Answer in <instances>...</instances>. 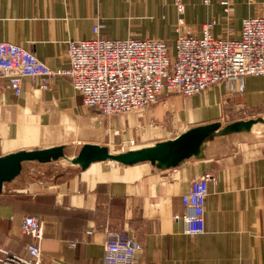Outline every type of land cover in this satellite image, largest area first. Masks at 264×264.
Returning <instances> with one entry per match:
<instances>
[{
    "label": "crops",
    "instance_id": "crops-1",
    "mask_svg": "<svg viewBox=\"0 0 264 264\" xmlns=\"http://www.w3.org/2000/svg\"><path fill=\"white\" fill-rule=\"evenodd\" d=\"M181 1L182 14L173 0H0V42L63 70L66 43L93 38L98 20L105 25L102 38L161 40L173 54L179 34L200 38L213 21L214 37L232 29L237 38L244 18L264 17V0H230L229 15L220 0ZM262 114L264 77L259 76L192 97L163 93L145 110L110 117L86 108L68 77H57L46 88L39 79L24 78L18 96L0 77V158L51 148L64 153L75 143L80 150L91 145L120 155L174 141L197 127L218 123L221 129L244 115ZM241 134L205 141L166 168L151 161L105 160L86 169L76 165L78 175L50 181L29 182L19 174L0 193V249L26 256L31 239L22 233V222L34 217L43 224L42 264H102L107 231L125 232L140 243V264H264V147L233 149L227 139ZM111 140L133 148L112 151ZM107 163L115 165L102 166ZM207 172L216 182L208 184L205 232L187 236L173 216L183 213L181 196L191 182Z\"/></svg>",
    "mask_w": 264,
    "mask_h": 264
},
{
    "label": "built area",
    "instance_id": "built-area-1",
    "mask_svg": "<svg viewBox=\"0 0 264 264\" xmlns=\"http://www.w3.org/2000/svg\"><path fill=\"white\" fill-rule=\"evenodd\" d=\"M202 1L204 5L211 2ZM173 4L182 14V1L173 0ZM220 5L229 15L230 0H220ZM213 24L204 25L200 38L179 34L171 54L161 40L102 38L105 25L98 20L92 27L93 38L66 43L67 67L63 70L50 69L35 53L18 45L0 42V77L8 80L15 96L20 95L24 78L39 79L41 88H46L57 77H68L83 105L105 117L142 111L163 93L192 97L231 80L264 77V17L244 18L237 38L232 29L214 37ZM215 182L214 174L207 172L193 180L181 196L183 213L173 219L182 223L185 235L205 232V199L208 184ZM21 231L31 239L25 245L26 256L0 249V264H42V222L24 217ZM102 246V264H140L136 257L142 246L125 232L107 231Z\"/></svg>",
    "mask_w": 264,
    "mask_h": 264
},
{
    "label": "water",
    "instance_id": "water-1",
    "mask_svg": "<svg viewBox=\"0 0 264 264\" xmlns=\"http://www.w3.org/2000/svg\"><path fill=\"white\" fill-rule=\"evenodd\" d=\"M255 123L264 124V119L258 118L246 122L237 121L226 125L222 129H219L220 125L218 123L197 127L183 133L174 141L156 144L152 148L131 151L120 155L111 154L106 148L91 145L84 146L73 159L67 158L62 148L19 151L0 158V193L5 183L12 181L19 175L21 165L24 162L37 161L39 163H48L64 158L72 164L86 169L91 163L105 160L116 161L126 165H132L141 161H151L158 168H166L176 165L198 150L200 145L205 141L219 136L224 137L236 133L249 132Z\"/></svg>",
    "mask_w": 264,
    "mask_h": 264
},
{
    "label": "rangeland",
    "instance_id": "rangeland-1",
    "mask_svg": "<svg viewBox=\"0 0 264 264\" xmlns=\"http://www.w3.org/2000/svg\"><path fill=\"white\" fill-rule=\"evenodd\" d=\"M239 118H241V121L246 122L249 120H256L258 118L264 119V114L253 115V116L244 115ZM229 124H231V122L227 123V125ZM242 133L243 134L239 136L236 135V136H233L227 139V141L228 142L230 141L231 144L233 145L232 147L233 149H236L239 147L260 149L261 147H264V124L263 123H255L249 132H242ZM108 148L112 151L123 152V151H128L129 149L133 148V146L126 147L117 140H111L109 142ZM79 150L80 149H79L78 144L76 143L69 144L67 145V150L64 153L66 157L73 158L78 155ZM113 165L115 164L107 163L102 166H113ZM100 166L101 165L98 164L94 166V169ZM79 172H80V168L78 166L72 164L71 162L67 161L64 158H60L56 161H50L48 163L47 162L39 163L37 161L24 162L21 165L19 177L20 179H22L24 178V176H26L29 182H33V180H38V179H40L41 181H50V180H56L58 178H63V177H73L75 175H78Z\"/></svg>",
    "mask_w": 264,
    "mask_h": 264
}]
</instances>
